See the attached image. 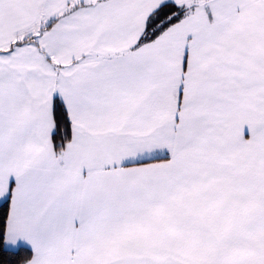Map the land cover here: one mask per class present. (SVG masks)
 <instances>
[{
    "label": "snow or ice",
    "instance_id": "obj_1",
    "mask_svg": "<svg viewBox=\"0 0 264 264\" xmlns=\"http://www.w3.org/2000/svg\"><path fill=\"white\" fill-rule=\"evenodd\" d=\"M0 264H264V0H0Z\"/></svg>",
    "mask_w": 264,
    "mask_h": 264
},
{
    "label": "trees",
    "instance_id": "obj_2",
    "mask_svg": "<svg viewBox=\"0 0 264 264\" xmlns=\"http://www.w3.org/2000/svg\"><path fill=\"white\" fill-rule=\"evenodd\" d=\"M13 259L11 250L0 248V260L8 261Z\"/></svg>",
    "mask_w": 264,
    "mask_h": 264
}]
</instances>
